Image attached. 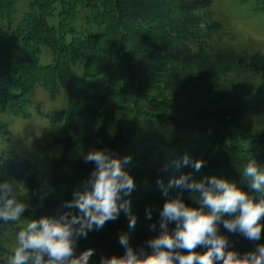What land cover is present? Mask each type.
<instances>
[{
	"label": "trees",
	"instance_id": "16d2710c",
	"mask_svg": "<svg viewBox=\"0 0 264 264\" xmlns=\"http://www.w3.org/2000/svg\"><path fill=\"white\" fill-rule=\"evenodd\" d=\"M21 1L0 0V115L29 117L35 104L30 95L37 86L51 93L64 91L68 98L65 109L45 113L50 125L62 134L45 148L51 155L48 172L27 160L0 155V184L13 185L17 198L27 206L22 216L40 219L57 215L95 167L86 164L84 156L102 149L121 159L131 157L124 168L136 187L124 198L131 199L137 224L129 228V220L121 212L116 221H108L102 229L81 238L75 254L95 249L89 264H100L102 257L123 256L122 233L129 235L135 250L151 252L146 242L160 234V212L167 199L158 181L167 186L188 173L195 180L216 176L235 181L259 202L260 194L249 188L242 175L253 160L264 170V128L221 133L204 121L222 114L223 120L237 121L251 107L249 94L225 82L237 71L259 79L256 91L264 101V54L215 42L221 39L222 24L200 15L213 0H30L28 10L18 19ZM241 1H255V10L264 13V0ZM44 47L53 56L47 65L41 64ZM172 62L195 63L198 83L208 86L207 93H215L216 99L206 102V110L201 109L199 124L159 112L178 114L184 107L188 111L197 107L178 99L166 101L157 91L172 76L164 70V65ZM184 100L191 103L189 98ZM222 102L228 106L221 107ZM143 121L170 124L174 132H188L192 137L169 139L147 132ZM0 134H12L1 117ZM185 155L203 161L199 172L191 165L176 167ZM177 191L170 190L172 195ZM198 195L185 191L183 199L188 206L199 207ZM149 208L151 219L147 218ZM260 223L264 224V217ZM8 225L17 234L23 229L18 221ZM175 226L170 222L169 230ZM219 229L230 241L227 250L241 256L264 244V230L259 241H249L241 234L229 233L223 224ZM196 251L202 254L207 249L198 247ZM10 255L0 234V264H7Z\"/></svg>",
	"mask_w": 264,
	"mask_h": 264
},
{
	"label": "clouds",
	"instance_id": "9594fccd",
	"mask_svg": "<svg viewBox=\"0 0 264 264\" xmlns=\"http://www.w3.org/2000/svg\"><path fill=\"white\" fill-rule=\"evenodd\" d=\"M84 162L95 165L89 177L73 190V198L64 202L58 214L32 219L16 237V245L7 264H89L95 249L88 248L75 254L78 241L87 238L90 231L100 230L108 221H116L121 212L129 220V228L137 224L129 197L136 185L124 165L130 156L121 159L115 152L94 150L84 156ZM199 172L202 160L193 161L185 155L176 167L188 166ZM243 179L250 189L260 194L259 202L238 187L235 181L213 176L195 180L192 174H184L171 180L167 186L158 181L167 198L160 212V234L146 242L144 249L135 250L130 237L122 233L119 243L126 249L123 256L102 257L100 264H264V244L241 256L235 250H227L230 241L220 234L219 225L229 233L241 234L249 241H259L264 224V170L255 160L244 168ZM178 189L172 195L171 189ZM199 193V207L188 206L183 195ZM27 206L15 194L9 182L0 184V220L5 224L19 221ZM78 213L77 214V211ZM207 210V211H206ZM234 218L225 219V216ZM147 218H152L148 209ZM170 222L175 228L169 230ZM155 230L156 225H152ZM198 247L207 249L204 253Z\"/></svg>",
	"mask_w": 264,
	"mask_h": 264
},
{
	"label": "rangeland",
	"instance_id": "374dc122",
	"mask_svg": "<svg viewBox=\"0 0 264 264\" xmlns=\"http://www.w3.org/2000/svg\"><path fill=\"white\" fill-rule=\"evenodd\" d=\"M30 0H22L18 4V16L20 19L23 13L28 10ZM255 1L242 2L241 0H213L212 5L202 12L211 21H218L222 24L221 39L215 40L221 46L243 49L251 53L264 54V13L255 10ZM52 53L47 48L42 49L41 64L47 65L52 62ZM175 69V70H174ZM165 72H172V76L167 77V82L163 83L159 91L166 101L178 99L179 103L186 105H196L190 111L188 107L183 108V112L178 110V114L170 110L159 111L162 114H169L178 120H191L195 124L200 123L203 117L201 114L206 110V102L212 103L215 93H207L208 86L198 83L197 65L195 63L184 64L172 62L164 65ZM173 70V71H172ZM225 82L238 87L243 93L249 94V107L242 112L237 121L234 118L225 119L223 117H211L205 120L207 124H214L221 133L229 131L253 132L264 128V101L258 95L256 89L259 79L244 71H237L228 77ZM169 80V81H168ZM186 87V90H182ZM184 91V93H181ZM186 91H189L187 93ZM34 101V106L29 117L15 116L4 113L0 117L3 122L9 125L11 135L0 134V155H4L10 160H27L34 164L39 170L48 172L50 170L51 155L47 154L45 148L54 139L62 134L59 128L50 125L45 113L53 110L65 109L68 98L64 91L51 93L44 87L37 86L30 95ZM184 98H189L191 103L185 102ZM222 102L221 107L228 106ZM143 127L147 132H155L166 138L182 137L189 140L192 136L188 132H174V128L167 124L143 121ZM197 134L194 133L193 136ZM32 220V216H21L18 221L23 228ZM1 239L7 244L10 252L16 245L17 233L10 226L0 221Z\"/></svg>",
	"mask_w": 264,
	"mask_h": 264
}]
</instances>
